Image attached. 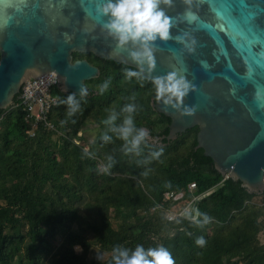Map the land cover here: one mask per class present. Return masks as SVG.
Instances as JSON below:
<instances>
[{
    "label": "trees",
    "instance_id": "trees-1",
    "mask_svg": "<svg viewBox=\"0 0 264 264\" xmlns=\"http://www.w3.org/2000/svg\"><path fill=\"white\" fill-rule=\"evenodd\" d=\"M73 56L100 68L98 77L86 81L90 93L73 117L61 103L71 92L60 89L49 123L38 122L33 135L17 105L19 94L14 104L0 108V264H112L115 246L138 244L168 248L175 264H264V193H250L215 168L197 147L198 126L173 140L149 141L164 151L147 164L141 161L149 149L137 157L125 154L115 136L105 144L104 119L113 109L120 112L130 96L138 105L137 126L152 137L168 134L171 119L153 108L150 81L125 79L124 68L132 66L92 52ZM105 81L109 88L101 94ZM122 119L123 114L117 123ZM90 125L97 127L93 138L86 135ZM86 149L94 156H86ZM108 155L116 163L103 173L99 168ZM167 191L182 197L164 201ZM198 195L195 207L211 217L209 223L167 219ZM201 236L204 246L196 243ZM92 247L98 254L91 255Z\"/></svg>",
    "mask_w": 264,
    "mask_h": 264
},
{
    "label": "water",
    "instance_id": "water-1",
    "mask_svg": "<svg viewBox=\"0 0 264 264\" xmlns=\"http://www.w3.org/2000/svg\"><path fill=\"white\" fill-rule=\"evenodd\" d=\"M101 2L0 0V108L14 103L26 80L50 71L57 74L62 92L79 95L85 86L89 94L86 81L98 77L100 68L86 58L74 59V52L136 67L103 30L106 18L97 12ZM166 11L173 18L172 38L156 42L154 69L145 74L150 82L171 71L183 75L193 86L183 105L195 111L184 114L153 99V108L171 119L168 134L157 139L173 140L198 126L197 147L215 168L241 181L250 193H264V108L254 99L257 81L264 86V78L247 79L245 54L234 47L229 33L216 28L211 6L174 0ZM188 12L213 25L219 39L199 21H188ZM178 35L184 43L175 39Z\"/></svg>",
    "mask_w": 264,
    "mask_h": 264
},
{
    "label": "clouds",
    "instance_id": "clouds-1",
    "mask_svg": "<svg viewBox=\"0 0 264 264\" xmlns=\"http://www.w3.org/2000/svg\"><path fill=\"white\" fill-rule=\"evenodd\" d=\"M185 3L191 4V0H185ZM173 4L174 0H102L98 5L97 12L106 18L102 25L103 30L116 41L118 49L127 52L130 61L136 66L124 68L125 79L129 81L135 79L141 85L148 79L145 73L147 71L150 74L154 69L156 42L172 38L173 18L167 13L166 8L172 7ZM187 15L191 16V12ZM175 39L181 43L185 42V37L181 35ZM52 77H56L55 71L52 72ZM151 83L157 102H162L166 107L182 110L188 115L195 111L194 108L183 105L184 98L193 87L183 75L171 71L151 77ZM108 88L109 81H105L99 86V91L103 94ZM87 94V87L81 86L79 97L76 93H70L61 101L67 105V117H73L81 110V100L86 98ZM127 99L130 102L126 103L120 112L113 109L104 119L103 124L107 126V131L102 134L101 140L107 144L113 142L115 136L123 141L122 150L125 154L137 157L142 156L145 149H149L148 156L141 161L147 164L151 160L159 159L164 149L155 150L149 144L148 129L138 127L136 123L135 116L138 111V105L134 102L136 97L133 95ZM254 99L258 107L264 108V86H257ZM122 114V121L117 123ZM85 155L93 157L94 153L86 149ZM106 161L99 168L103 173H108L116 163L112 155H108ZM149 172L150 169H146L142 175L146 177ZM180 216L197 226H203L211 220L207 213L191 205L185 207ZM167 219L173 220L175 217L169 215ZM176 223H180V220L177 219ZM196 243L204 246L206 240L201 236ZM112 251V264H175L172 253L162 245L145 248L138 244L134 249L117 245Z\"/></svg>",
    "mask_w": 264,
    "mask_h": 264
},
{
    "label": "snow or ice",
    "instance_id": "snow-or-ice-1",
    "mask_svg": "<svg viewBox=\"0 0 264 264\" xmlns=\"http://www.w3.org/2000/svg\"><path fill=\"white\" fill-rule=\"evenodd\" d=\"M198 4L211 6V12L219 22L216 28L229 33L234 47L245 54L247 79L264 78V0H198ZM187 19L199 21L201 28L208 29L219 39L216 28L196 14L191 12ZM257 83L259 86V81Z\"/></svg>",
    "mask_w": 264,
    "mask_h": 264
},
{
    "label": "built area",
    "instance_id": "built-area-1",
    "mask_svg": "<svg viewBox=\"0 0 264 264\" xmlns=\"http://www.w3.org/2000/svg\"><path fill=\"white\" fill-rule=\"evenodd\" d=\"M52 72H46L42 75L35 76L26 80L21 88V91L18 96V106H21L23 110L26 112L25 119L28 123L31 124L32 130L31 134H34V130L37 127L38 122L42 121L44 123H49L47 120L48 114L51 112L52 108L58 102V96L56 90L59 89V78L56 74V77H52ZM14 104V103H13ZM225 177H228L226 175ZM264 180V178H263ZM196 187V183L193 182L190 184V188L194 189ZM182 195L180 193L175 192H165L164 193V201L175 199L178 200ZM202 195H198L193 197L192 200L187 202L181 210L179 211H170L169 215L177 218L180 216V213L183 211L185 207L188 206H196L195 202L199 200ZM262 235L264 237V220L262 227Z\"/></svg>",
    "mask_w": 264,
    "mask_h": 264
},
{
    "label": "rangeland",
    "instance_id": "rangeland-1",
    "mask_svg": "<svg viewBox=\"0 0 264 264\" xmlns=\"http://www.w3.org/2000/svg\"><path fill=\"white\" fill-rule=\"evenodd\" d=\"M97 133V127L94 125H90L89 129L86 131V135L93 138L95 137ZM99 250L95 247L91 248V255H96L98 254Z\"/></svg>",
    "mask_w": 264,
    "mask_h": 264
},
{
    "label": "flooded vegetation",
    "instance_id": "flooded-vegetation-1",
    "mask_svg": "<svg viewBox=\"0 0 264 264\" xmlns=\"http://www.w3.org/2000/svg\"><path fill=\"white\" fill-rule=\"evenodd\" d=\"M158 137H155V140H152V142H157L159 141L160 139H157Z\"/></svg>",
    "mask_w": 264,
    "mask_h": 264
}]
</instances>
